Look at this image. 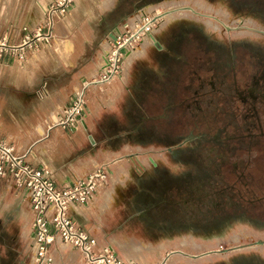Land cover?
<instances>
[{
  "label": "rangeland",
  "instance_id": "374dc122",
  "mask_svg": "<svg viewBox=\"0 0 264 264\" xmlns=\"http://www.w3.org/2000/svg\"><path fill=\"white\" fill-rule=\"evenodd\" d=\"M124 7L119 27L134 30L160 13L181 17L160 32L158 22L150 35L185 31L181 51L192 55L194 79L166 114L176 140L161 135L156 146L146 135L137 156L123 154L127 163L96 213L108 246L126 264H264V109L236 98L264 90V0H125ZM196 74L207 82L200 86ZM168 127L162 122V131ZM29 242L23 263L36 264ZM69 247L53 243L50 264H87Z\"/></svg>",
  "mask_w": 264,
  "mask_h": 264
},
{
  "label": "crops",
  "instance_id": "0c3cea01",
  "mask_svg": "<svg viewBox=\"0 0 264 264\" xmlns=\"http://www.w3.org/2000/svg\"><path fill=\"white\" fill-rule=\"evenodd\" d=\"M51 2L0 0V140L20 152L30 149L28 163L47 171L60 187L87 177L100 165L112 163L110 179L93 202L71 211L99 245L108 246L96 214L104 207L105 191L117 167L127 163L123 154L132 151V156H137L135 153L145 146L146 135L156 146L161 135L176 140L169 110L176 108L179 90L192 89V55L181 51L185 31L180 34L169 28L156 32L155 38L150 35L149 42L140 44L126 58L122 78L101 90H90L88 115L81 130L58 129L42 139L47 122L68 104L83 80L100 72L109 39L128 12L125 0H75L72 13L55 22L52 39L37 42V29L47 32L43 26L45 9ZM160 15L165 25L159 32L181 19L174 14ZM202 68L199 65L198 72ZM197 79L201 81L202 76L196 74ZM162 122L169 126L168 131L161 130ZM146 125L151 127L146 129ZM118 187L114 184L110 198ZM32 219L25 192L10 181L2 182L0 264H24ZM60 243H55L58 249ZM68 251L78 252L72 247Z\"/></svg>",
  "mask_w": 264,
  "mask_h": 264
},
{
  "label": "built area",
  "instance_id": "2783aa9c",
  "mask_svg": "<svg viewBox=\"0 0 264 264\" xmlns=\"http://www.w3.org/2000/svg\"><path fill=\"white\" fill-rule=\"evenodd\" d=\"M74 5L75 0H52L45 9L43 26L47 32L43 33L42 28H38L34 35L35 40L49 42L55 22L68 17ZM157 18L155 15L141 20L135 30L125 24L113 31L115 38L109 39L110 47L104 55L100 72L83 80L81 88L72 94L68 104L47 122L42 139L58 129L81 130L88 115L90 90H101L115 79L122 78L126 58L150 36L159 22ZM29 154L30 149L20 152L0 140V184L10 181L25 192V199L30 205L33 217L28 249L29 253L35 255L36 264H50V249L58 240L82 254L87 264H126L110 246L99 245L71 215L72 208L84 207L93 202L99 190L110 179L112 163L100 165L87 177L71 180L60 187L49 177L47 171L28 163Z\"/></svg>",
  "mask_w": 264,
  "mask_h": 264
},
{
  "label": "flooded vegetation",
  "instance_id": "af4514ba",
  "mask_svg": "<svg viewBox=\"0 0 264 264\" xmlns=\"http://www.w3.org/2000/svg\"><path fill=\"white\" fill-rule=\"evenodd\" d=\"M213 77H212V79H213ZM198 79H200V78H198ZM199 82L201 83L200 86H202L205 82H207V80H204L203 81L204 83L202 82V80ZM210 84L213 86V82H210ZM246 93H247L246 94L247 98L244 99V97L240 96V93L237 92L236 98L238 99V101H237L238 103L244 105V103H246V102H252L255 104L253 106V108L255 110L258 108V106L262 107V109H264V90H263V92H261L259 94H255V88H248ZM260 126H261V123H260Z\"/></svg>",
  "mask_w": 264,
  "mask_h": 264
},
{
  "label": "water",
  "instance_id": "95a60500",
  "mask_svg": "<svg viewBox=\"0 0 264 264\" xmlns=\"http://www.w3.org/2000/svg\"><path fill=\"white\" fill-rule=\"evenodd\" d=\"M184 9H186V10H190V11H192V12H194V10L193 9H191V8H184ZM224 25V24H223ZM226 27V26H225ZM227 28V27H226ZM112 37L113 38H115L113 35H112ZM258 245H261V244H263V243H257Z\"/></svg>",
  "mask_w": 264,
  "mask_h": 264
},
{
  "label": "bare ground",
  "instance_id": "6f19581e",
  "mask_svg": "<svg viewBox=\"0 0 264 264\" xmlns=\"http://www.w3.org/2000/svg\"><path fill=\"white\" fill-rule=\"evenodd\" d=\"M158 16V20H159V24L162 22V16L161 15H157ZM141 24V23H140ZM32 258H34V257H32Z\"/></svg>",
  "mask_w": 264,
  "mask_h": 264
}]
</instances>
